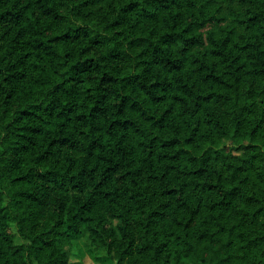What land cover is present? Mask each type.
<instances>
[{
	"label": "trees",
	"instance_id": "trees-1",
	"mask_svg": "<svg viewBox=\"0 0 264 264\" xmlns=\"http://www.w3.org/2000/svg\"><path fill=\"white\" fill-rule=\"evenodd\" d=\"M0 0V264H264V0Z\"/></svg>",
	"mask_w": 264,
	"mask_h": 264
},
{
	"label": "rangeland",
	"instance_id": "rangeland-1",
	"mask_svg": "<svg viewBox=\"0 0 264 264\" xmlns=\"http://www.w3.org/2000/svg\"><path fill=\"white\" fill-rule=\"evenodd\" d=\"M70 264H99L92 260L90 254L85 252V255L82 258H78L76 255H73L70 260Z\"/></svg>",
	"mask_w": 264,
	"mask_h": 264
},
{
	"label": "clouds",
	"instance_id": "clouds-1",
	"mask_svg": "<svg viewBox=\"0 0 264 264\" xmlns=\"http://www.w3.org/2000/svg\"><path fill=\"white\" fill-rule=\"evenodd\" d=\"M232 7L235 9V11L237 12V14H239L242 7L251 8L252 5L251 4H248V3H244L243 5H241L239 3H235V0H234V3L232 5Z\"/></svg>",
	"mask_w": 264,
	"mask_h": 264
}]
</instances>
